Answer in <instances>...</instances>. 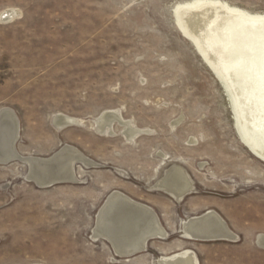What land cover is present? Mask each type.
I'll return each mask as SVG.
<instances>
[{
    "label": "rangeland",
    "instance_id": "374dc122",
    "mask_svg": "<svg viewBox=\"0 0 264 264\" xmlns=\"http://www.w3.org/2000/svg\"><path fill=\"white\" fill-rule=\"evenodd\" d=\"M205 1L0 0V110L18 118L19 155L71 146L93 163L50 188L21 162L0 165V264H159L183 250L199 264H264V161L240 141L225 84L179 28L181 9ZM218 1L264 16V0ZM11 10L20 15L5 20ZM109 110L144 133L128 141L117 123L99 133ZM57 114L82 124L59 130ZM174 166L192 179L181 201L156 188ZM115 191L151 207L166 238L128 258L95 240ZM211 210L235 241L185 237L183 223Z\"/></svg>",
    "mask_w": 264,
    "mask_h": 264
},
{
    "label": "bare ground",
    "instance_id": "6f19581e",
    "mask_svg": "<svg viewBox=\"0 0 264 264\" xmlns=\"http://www.w3.org/2000/svg\"><path fill=\"white\" fill-rule=\"evenodd\" d=\"M4 14L5 20L9 21L20 15L17 10ZM179 18L182 26L179 25V28L183 35L196 44V52L211 66L202 58L203 62L213 69L223 85L225 84L235 113L237 136L239 134L240 141L251 149L250 151L247 148L251 153L253 151L254 156L264 161V16L249 14L214 0L205 1L196 7L182 8ZM0 113H3L0 120L3 124L0 135L1 155L12 150L11 140L18 129V119L11 109L3 108ZM53 122L59 130L66 126L82 124L79 119L64 114L55 115ZM116 123L122 126L128 141H133L144 133L132 122L125 121L120 110H109L101 114L96 119L95 127L101 134L113 135ZM173 126H177V123ZM63 150L62 156L50 166V170L47 169L48 172L39 167L34 174L31 170L30 177L35 180L38 177V183L41 184L39 181L45 178V174L54 170L62 178L71 177L75 182L78 181L76 171L73 173L76 161H81L87 167L93 163L74 147L64 146ZM22 158L29 160L36 157ZM191 180L185 169L174 166L166 171L156 188L181 201L185 194L193 189ZM110 195L98 214L93 231L95 240L103 239L111 243L115 253L123 257L142 250L149 238H166L167 233L151 207L118 191ZM183 224V233L189 240L196 237L228 241L237 239L227 223L212 210L192 217ZM258 241L263 245L264 235L259 236ZM159 264H199V261L191 250H183L161 257Z\"/></svg>",
    "mask_w": 264,
    "mask_h": 264
},
{
    "label": "water",
    "instance_id": "95a60500",
    "mask_svg": "<svg viewBox=\"0 0 264 264\" xmlns=\"http://www.w3.org/2000/svg\"><path fill=\"white\" fill-rule=\"evenodd\" d=\"M182 32V31H181ZM183 34V33H182ZM185 36V35H184ZM199 52V51H198ZM201 55V54H200ZM202 56V55H201ZM203 58V57H202ZM215 74V73H214ZM217 77V76H216ZM219 79V77H217ZM220 80V79H219ZM221 82V80H220ZM223 84V83H222ZM225 88V87H224ZM227 92V90H226ZM233 111V109H232ZM3 113H0V120L2 119ZM233 114L234 111H233ZM16 116V115H15ZM17 118V117H16ZM235 118V117H234ZM18 119V118H17ZM2 127H3V124L2 122H0V135H1V132H2ZM17 130L15 132V134L13 135L12 137V150H10L8 153H3L0 155V165H8L10 163H13V162H21L23 163L24 165H26L29 169V174H28V180H30L31 182L35 183L39 188H50V187H53L55 185H60V184H67V183H75V180L72 179L71 177L70 178H62V176H60L59 174H57L56 172L57 171H54L53 172H50V173H47L45 174V178L44 179H41L39 182H41V184L38 183V177L36 178L37 180H35L33 177H30L32 176V172L33 174L35 173V170H37V168L41 167V169H49L50 170V166L52 167V164H54L61 156H62V152L64 151L63 148L61 150H59L56 154H54L52 157L48 158V159H42V158H31L29 160H26V158H22V156L19 155V153L17 152V149H16V144L18 142V139H19V121H18V124H17ZM239 135V134H238ZM249 148V147H247ZM250 149V148H249ZM251 151V149H250ZM253 153V151H252ZM254 154V153H253ZM263 161V160H262ZM77 163H81V161H76V163L74 164L73 166V173L75 174V165ZM32 168V169H31ZM32 170V172H31ZM52 171V170H51ZM48 172V170H47ZM191 192V191H190ZM188 192V193H190ZM186 193L185 196L188 194ZM111 196V195H110ZM109 196V197H110ZM104 207V206H103ZM156 215V214H155ZM158 218V217H157ZM159 220V219H158ZM185 229V227H184ZM185 231V230H183ZM154 238H149L145 247L140 250L139 252H135L134 254H131V255H125L123 257H132V256H135L137 254H140L142 252H145L147 250V245H148V242L152 241ZM193 240V239H192ZM195 241H214V240H222V239H210V238H201V237H196L194 238ZM111 245V243H110ZM258 245L264 247V243L263 245L261 243H259L258 241Z\"/></svg>",
    "mask_w": 264,
    "mask_h": 264
}]
</instances>
